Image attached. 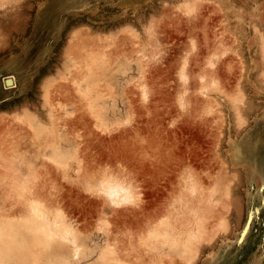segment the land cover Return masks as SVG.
<instances>
[{"label": "rangeland", "instance_id": "374dc122", "mask_svg": "<svg viewBox=\"0 0 264 264\" xmlns=\"http://www.w3.org/2000/svg\"><path fill=\"white\" fill-rule=\"evenodd\" d=\"M1 218L0 264H264V0H0Z\"/></svg>", "mask_w": 264, "mask_h": 264}, {"label": "bare ground", "instance_id": "6f19581e", "mask_svg": "<svg viewBox=\"0 0 264 264\" xmlns=\"http://www.w3.org/2000/svg\"><path fill=\"white\" fill-rule=\"evenodd\" d=\"M110 193L111 195L113 194L112 192ZM30 212H31V217H33L31 218L32 220L39 219L45 222L44 230L48 228L47 226L49 224L53 225L55 223L61 227L62 225H64V223L57 217L56 213L48 212L45 209L42 210L38 208L36 205L31 206ZM0 221L2 222V218L0 219ZM0 241H5V237L1 232H0ZM190 251L193 253L194 256H197V253L199 252V250L196 247H192Z\"/></svg>", "mask_w": 264, "mask_h": 264}, {"label": "water", "instance_id": "95a60500", "mask_svg": "<svg viewBox=\"0 0 264 264\" xmlns=\"http://www.w3.org/2000/svg\"><path fill=\"white\" fill-rule=\"evenodd\" d=\"M12 83V79L11 78H8L7 79V84H11Z\"/></svg>", "mask_w": 264, "mask_h": 264}, {"label": "crops", "instance_id": "0c3cea01", "mask_svg": "<svg viewBox=\"0 0 264 264\" xmlns=\"http://www.w3.org/2000/svg\"><path fill=\"white\" fill-rule=\"evenodd\" d=\"M5 54H8L7 52Z\"/></svg>", "mask_w": 264, "mask_h": 264}]
</instances>
